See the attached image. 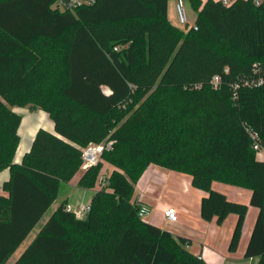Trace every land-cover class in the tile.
Returning <instances> with one entry per match:
<instances>
[{"label":"trees","instance_id":"obj_1","mask_svg":"<svg viewBox=\"0 0 264 264\" xmlns=\"http://www.w3.org/2000/svg\"><path fill=\"white\" fill-rule=\"evenodd\" d=\"M60 1L0 0V172L10 170L0 264L79 174L90 146L104 150L78 183L96 189L89 220L62 202L15 264H206L188 239L139 217L135 187L152 166L191 177L206 194L204 221L237 216L230 253L257 208L244 258L264 264V81L255 72L264 65V0H190L191 28L170 21L169 0H93L74 10ZM17 108L54 123L19 164ZM106 165L109 185L100 189ZM215 183L250 190L249 204Z\"/></svg>","mask_w":264,"mask_h":264},{"label":"crops","instance_id":"obj_2","mask_svg":"<svg viewBox=\"0 0 264 264\" xmlns=\"http://www.w3.org/2000/svg\"><path fill=\"white\" fill-rule=\"evenodd\" d=\"M202 1L205 2L207 0H202ZM217 1H223V0H217ZM227 1L232 2L234 0H227ZM185 3H187L188 10L193 11V13L192 11L190 12L187 11L189 24L193 25L196 22L197 13L193 10L190 0H185ZM176 4H177V0L168 1V15L170 21L173 24L181 27L179 25L177 18ZM15 110L22 116V121L19 128L21 141L14 160L15 163L19 164L22 162L24 155L30 150L37 132L40 129H45L54 132V123L49 118V116L41 110H35L29 108H17ZM258 157L260 160H264V149L261 152H259ZM157 168L159 167L152 166L137 186H144L145 184H147L146 182L148 178L151 176V174H153V172L156 171ZM106 169L111 171L112 167L110 165H106ZM161 170L163 171V169ZM84 172L85 169L82 168L79 174H77V176L69 184H66V186H68V188H70V190L72 191H78L80 189L89 191L88 189L81 188L78 185L79 180ZM163 172H164L163 178L165 181L163 190L164 189L168 190L169 184L167 182L173 180L178 184V188L176 189L180 190L181 192L178 191L175 192L177 197H175L176 199L173 201L174 203H171L175 206L172 205L170 206V204L168 205L162 204L163 193L160 194L157 204L159 205V209H163L164 212L170 208L175 209V211H177L175 207H177L178 210H180V214L178 216L177 222L168 221V224L172 223L171 224L173 226L172 231L175 232V234L173 233L175 236L189 239L191 243H193L194 239L197 240L196 243H199L201 249L198 248L195 251L192 250L191 253H193L196 256H200L206 264H258V258H251V259L244 258V252L249 242L251 232L253 230L254 224L256 222L259 213V210L257 208L249 207L239 249L235 253H230L229 243L237 222V216L236 215L228 216L222 224L217 223L216 219L212 220L211 222L204 221L201 217V203H202V199L204 198V196H206V194L199 190H196L195 188H193L192 185L190 186H192L193 190L195 191H191L190 190L191 187H189V182L187 181L185 175L181 173L172 172L169 170H165ZM9 178H10L9 169L0 172V194L3 192V184ZM180 181H184V186L186 185L185 187H187L185 188L186 193L184 192V189L181 187V184H179ZM191 184H192V179H191ZM214 189L224 193L230 200L233 201L249 204L251 199L252 193L250 190H246L222 183H215ZM91 191H96V189H93ZM183 193L186 194V196L191 195L192 198L190 199L189 196L188 198L185 197ZM135 200L139 203V205L145 204L149 207V209L151 208L150 206L151 201L145 196L144 193H142V195L139 194L135 195ZM64 201H66L68 205L73 207V204H71L69 200V196L66 199H64L63 202ZM90 202L87 203V205H89ZM59 205L60 204L56 201L54 205L49 209V211L52 209V213L48 215L47 212L45 214V216L42 218V220L33 230L34 238L40 232L44 224L49 220V218L52 216L53 212L58 208ZM190 210L192 212L191 214H190ZM152 222L156 223L154 222V220ZM30 235L28 236V238L30 237ZM28 238L25 240V242L20 247V249L10 258L8 262H12L13 264L17 262L22 252L34 240V239L29 240ZM19 251L21 252V254H18ZM14 257L15 260L13 261Z\"/></svg>","mask_w":264,"mask_h":264},{"label":"rangeland","instance_id":"obj_3","mask_svg":"<svg viewBox=\"0 0 264 264\" xmlns=\"http://www.w3.org/2000/svg\"><path fill=\"white\" fill-rule=\"evenodd\" d=\"M185 9H186V12H190L192 10H188V6H187V3H185ZM193 13V11H192ZM182 28H185V27H188V28H191L193 25L192 24H188L187 26L186 25H181L179 24ZM94 147V146H92ZM83 168V167H82ZM159 169V170H157ZM155 172H153V174H151V176L148 178L147 180V184H145L144 186H136L135 187V195H142V193L145 194V196L151 201V208H150V214L148 216H146L144 218V220L148 223H151V224H154L156 226H158L159 228H161L162 230L164 231H167L169 233H171L172 235L175 234L173 230V226L171 225L172 223L168 224V220L167 218L165 217V212L163 211V209H159V205L157 204V201L159 199V196L161 193H163L162 197H163V202L162 204H170V206H175L171 203H174L173 201L176 199L175 197H177V195L175 194V192H181L180 190L176 189L178 188V184L177 182L171 180L169 182H167L169 184V187H168V190L164 189V185H165V181H164V178H163V171H165V169L163 168H157ZM163 169V171L161 170ZM103 172L101 173L102 174H109V170L106 169V166L104 167V169L102 170ZM185 175V177L187 178V181L189 182V187L191 191H195L193 190L192 185L191 184V177L189 175H186V174H183ZM181 184V187L184 189V192H185V187L184 186V181H180ZM183 192V190H182ZM95 191H86V190H78V191H72L70 190V188H68V186L66 185H63L61 190H60V193H59V196H58V200L57 202L59 204H61L63 202L64 199H66L68 196H69V200L71 202V204H73V208H77L79 207L80 205H87V203L90 202L91 198H92V195H94ZM186 193V192H185ZM184 194V193H183ZM135 195H134V198H135ZM185 197L188 198V196L190 197V199L192 198L191 195H187L184 194ZM159 203V202H158ZM176 208V212H177V216H179L180 214V210H178L177 207ZM175 210V209H174ZM52 213V209L50 211H48V215ZM191 210H190V214H191ZM154 220V222L156 223H153L152 221ZM174 233V234H173ZM175 236V235H174ZM29 240H32L34 239V232L30 235V237L28 238ZM189 240V239H188ZM190 242V240H189ZM187 244V248L190 252L195 251L197 250L198 248L201 249L199 243H196L197 240L194 239L193 243L190 242V244ZM18 254H21V252L19 251ZM200 254V253H199ZM17 257V255H16ZM15 260V257L13 259V261ZM7 264H13L12 262H8Z\"/></svg>","mask_w":264,"mask_h":264},{"label":"built area","instance_id":"obj_4","mask_svg":"<svg viewBox=\"0 0 264 264\" xmlns=\"http://www.w3.org/2000/svg\"><path fill=\"white\" fill-rule=\"evenodd\" d=\"M223 1L225 3H229L227 0H223ZM262 1L263 0H254V3L256 5H260ZM92 2L93 0H69V1L61 0L59 7L61 9L74 10L75 8L81 7L83 5L91 4ZM176 12H177V18H178L179 24L187 26L189 24V20H188V15L185 9V0H177ZM195 30H197V27H195ZM255 72L258 74L257 83L258 84L263 83L264 65H262L261 63H256ZM219 82H220V78L218 76L215 77V79L213 80L214 86L217 87ZM110 147H111V144L109 143L107 145V148L110 149ZM255 148L257 150H260L258 145H256ZM103 150H104V146H94V147L90 146L89 148L85 149L83 153V159H84L83 169L86 170L92 166L97 165L100 160V156ZM108 180H109V175L102 174L99 177L98 182H97L98 187L100 189L107 188L109 185ZM89 209H90L89 205H80L77 208H73L72 206L67 207V211L73 212L78 219L86 218L89 212ZM149 214H150L149 207L145 204H140L139 205V217L144 219ZM165 217L167 218L168 221H171V222H177L178 220L177 212L172 208L167 209L165 211Z\"/></svg>","mask_w":264,"mask_h":264},{"label":"water","instance_id":"obj_5","mask_svg":"<svg viewBox=\"0 0 264 264\" xmlns=\"http://www.w3.org/2000/svg\"><path fill=\"white\" fill-rule=\"evenodd\" d=\"M89 218H90V217H89V216H87V217H86V220H89Z\"/></svg>","mask_w":264,"mask_h":264}]
</instances>
